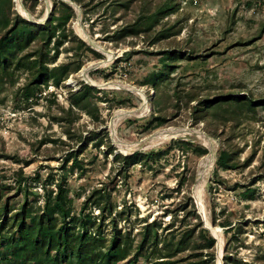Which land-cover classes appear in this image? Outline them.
Instances as JSON below:
<instances>
[{"label": "rangeland", "instance_id": "rangeland-1", "mask_svg": "<svg viewBox=\"0 0 264 264\" xmlns=\"http://www.w3.org/2000/svg\"><path fill=\"white\" fill-rule=\"evenodd\" d=\"M12 1V10L29 19L17 9V1ZM75 2L82 10L84 30L98 46L84 40L101 52V57L83 45L64 41L50 65L78 52L83 66L60 83L50 81L30 99L23 95L30 71L12 64L9 72L0 76V209L5 201L10 208L26 200L42 203L47 189L58 190L56 184L66 183L74 208L79 210L90 196L88 206L95 215L100 212L92 202L95 193L110 192L114 207L105 214L107 236L115 222L123 232L131 233L135 244L141 240L144 224L154 219L162 222V235L172 228L179 232L194 226L200 217L205 227L194 188L211 148L200 138L175 137L138 149L164 153L157 160L127 169L117 159L132 153L121 149L119 143L136 142L168 126H188L205 132L216 143L204 211L213 226L222 228V237H215L213 250L186 249L173 258L198 252L214 264H224L229 252L247 262L264 264V0H83L91 8L88 15ZM23 4L36 19L45 18L40 24L49 19L55 6L58 13L65 10L60 0H23ZM72 7L75 16L66 28H73L81 37L75 26L78 9ZM133 21L142 28L138 34L112 37ZM20 26L26 25L22 22ZM38 44L30 41L25 51ZM69 45L75 48L69 51ZM103 59L105 64L89 70L96 83L88 81L82 69ZM166 63L173 65L166 67ZM162 70L166 75L153 85L151 74ZM98 81L123 85L110 87ZM82 82L101 91L92 93L85 107H70L71 92ZM133 89L145 92L149 112L128 115L113 125L116 110L141 107L142 98ZM229 93L256 101L238 106L236 114L227 103L216 114L199 111L204 99ZM157 116L166 118L158 127ZM93 132L98 137L88 139ZM198 146L208 151L200 154ZM226 149L233 151L232 167L216 164ZM71 153L80 165L74 156L66 160ZM248 190L252 197L245 195ZM132 257L117 264H130ZM149 263V258L141 255L135 264Z\"/></svg>", "mask_w": 264, "mask_h": 264}, {"label": "trees", "instance_id": "trees-1", "mask_svg": "<svg viewBox=\"0 0 264 264\" xmlns=\"http://www.w3.org/2000/svg\"><path fill=\"white\" fill-rule=\"evenodd\" d=\"M84 7L85 15L90 12L89 3L83 0H75ZM128 2H119L123 6ZM65 10H55L49 19L43 23L33 22L22 18L15 13L12 0H0V76L7 74L9 68L14 64L16 67H23L30 71L31 76L24 86V97L30 99L43 90L50 81L60 83L71 73L77 72L84 64L78 52L72 54V58L60 63L50 65L59 55L60 46L64 41H72L83 45L97 57L102 53L92 48L79 37L73 28H66L75 16V10L67 2L60 0ZM92 19V17H90ZM95 21V18L92 22ZM26 25L20 26L21 23ZM137 21L124 24L117 29L116 39L129 35L138 34L141 27ZM115 39V38H114ZM30 41L39 43L33 50H26ZM53 43V44H52ZM76 44V47L78 46ZM75 47L67 46L71 51ZM175 51L170 52L173 54ZM173 64L166 63V67ZM166 71L154 72L150 76L153 85L157 86ZM101 91L100 88L89 83L82 82L78 90L71 92L70 107H85L91 100L92 93ZM254 101L244 94H221L213 98H206L202 102L203 107L199 111H210L216 114L224 103L239 111L238 106L252 105ZM233 112V113H234ZM163 116H157L156 127L165 122ZM98 137L93 132L88 139ZM97 142V145L101 142ZM178 144L180 140H177ZM189 144V142H184ZM180 146H183L180 144ZM200 154L206 153L205 147L198 146ZM110 152H114L111 148ZM164 152L152 150L150 152L136 150L132 153L119 155L125 169L136 163L149 160H157ZM117 155V154H116ZM73 153L66 157L68 161ZM75 163L80 161L74 156ZM233 151L222 150L216 164L222 167H232ZM80 165V164H79ZM57 189H50L45 192L42 203L26 200L16 208H10L5 201L0 209V264H117L133 255L130 264H135L139 256L149 258V264H214V260L208 261L198 252H191V256L173 258L178 252L189 249L213 250L216 245V238L209 234L203 226L202 218L191 227L176 232L173 228L168 234L162 235L159 229L162 222L152 220L144 224L141 240L135 244V239L130 232H123L118 228L117 223L113 224L110 236L104 231L106 212L111 211L114 204L110 192H101L93 199V203L99 209V215H95L89 209V198L84 201L79 210L74 208L73 197L69 193L66 183H58ZM245 195L252 197L249 190ZM15 209V210H14ZM115 221V220H114ZM215 221V218H214ZM229 221V220H228ZM230 225V223H227ZM166 226V225H165ZM223 226V225H222ZM167 229L170 226L166 227ZM230 228V227H229ZM162 243V246H159ZM10 251V252H9ZM224 264H260L247 262L227 252L224 255Z\"/></svg>", "mask_w": 264, "mask_h": 264}, {"label": "bare ground", "instance_id": "bare-ground-1", "mask_svg": "<svg viewBox=\"0 0 264 264\" xmlns=\"http://www.w3.org/2000/svg\"><path fill=\"white\" fill-rule=\"evenodd\" d=\"M17 1V9L22 13L24 16L30 17L31 14L30 12L25 8L23 4V0H16ZM50 2V0H48ZM50 4V3H49ZM49 10V7L47 6V10ZM76 28L79 31L80 34L86 36V32L84 30V27L82 26L81 22L77 21L76 22ZM78 33V32H77ZM109 59H111L112 54L109 53ZM106 62H103L102 64H105ZM82 75L88 80L95 82V80L87 74L85 69H82ZM96 83V82H95ZM99 84L101 85H106L110 87H119L120 83L117 82H100L98 81ZM125 86V85H124ZM105 87V86H104ZM136 91L139 96L142 98V105L138 109H118L115 111L114 118H113V125H115L118 121H120L122 118L127 117L128 115H133L135 114L136 116H143L146 115L149 110H150V104L148 103L147 96L143 90L139 89H133ZM183 136H196L200 138L203 143L211 148V154H209L201 163L200 169H199V174H198V183L195 185L194 188V194L195 197L199 203L201 211L204 212L205 216V209H204V193H205V187L206 183L208 180L209 173L212 169L214 159H215V151H216V143L212 140V138L206 134L205 132L196 130L195 128L192 127H179V126H169L167 128L160 129L158 131L153 132L152 134L142 138L141 140H138L136 142H131V143H119V146L121 149L124 151H135L138 149H148L154 146H158L161 143L170 140L175 137H183ZM206 223L209 224V219L206 216ZM222 228L217 227L214 228L212 227V231L218 236V239L222 237L221 233Z\"/></svg>", "mask_w": 264, "mask_h": 264}, {"label": "water", "instance_id": "water-1", "mask_svg": "<svg viewBox=\"0 0 264 264\" xmlns=\"http://www.w3.org/2000/svg\"><path fill=\"white\" fill-rule=\"evenodd\" d=\"M65 1H67L68 3H70L72 6H75L77 9H78V19L76 20V22L77 21H79V22H81V15H82V10L80 9V6L75 2V1H73V0H65ZM49 7V10H48V12H46V16L45 17H47V15H48V13H49V11H50V5L48 6ZM30 20H32V21H34V22H38V23H41V22H43L44 21V19L45 18H43V19H36L35 17H33L32 15L30 16V17H28ZM76 22H75V26H76ZM79 32V31H78ZM86 32V31H85ZM80 34V33H79ZM81 35V37L83 38V39H85L86 41H88L90 44H92V45H95V46H98L95 42H94V40L86 33V36H84V35H82V34H80ZM102 50H104V48L103 47H101V46H99ZM103 62H106V60H100L98 63H96V64H93V65H89V66H87V67H85L84 69L86 70V72H87V74H89V70L93 67V66H97L98 64H102ZM90 75V74H89ZM94 85H96V84H94ZM169 127V126H168ZM167 128V127H166ZM165 129V128H164ZM136 151V150H135ZM210 151H211V149H210ZM132 152H134V151H132ZM201 212V214H202V216H203V220H204V222H205V227L206 228H208L209 230H211V232H212V235L214 236V237H216L217 238V235L212 231V227H214V228H217L216 226H213V224L209 221V224L208 223H206V218H205V215H204V212L203 211H200ZM220 264H222V263H220Z\"/></svg>", "mask_w": 264, "mask_h": 264}]
</instances>
